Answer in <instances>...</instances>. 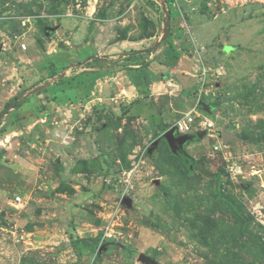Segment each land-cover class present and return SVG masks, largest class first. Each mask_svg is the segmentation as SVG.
Masks as SVG:
<instances>
[{
  "label": "rangeland",
  "instance_id": "rangeland-1",
  "mask_svg": "<svg viewBox=\"0 0 264 264\" xmlns=\"http://www.w3.org/2000/svg\"><path fill=\"white\" fill-rule=\"evenodd\" d=\"M0 46V264H264L263 6L0 0ZM194 108L202 169L149 155Z\"/></svg>",
  "mask_w": 264,
  "mask_h": 264
},
{
  "label": "built area",
  "instance_id": "built-area-1",
  "mask_svg": "<svg viewBox=\"0 0 264 264\" xmlns=\"http://www.w3.org/2000/svg\"><path fill=\"white\" fill-rule=\"evenodd\" d=\"M209 4L218 6L222 9H241L248 6H263L264 7V0H207ZM23 50H26V46L22 45ZM202 119L203 121L198 124L200 130H208L210 131L213 127V123L208 120L207 118H204L201 116V114L198 113L196 108H194L192 111L187 113L183 120L179 122L175 126V131L177 134L186 135L189 134L193 128L196 120ZM16 204H21L22 199L20 197H16L15 199Z\"/></svg>",
  "mask_w": 264,
  "mask_h": 264
},
{
  "label": "water",
  "instance_id": "water-1",
  "mask_svg": "<svg viewBox=\"0 0 264 264\" xmlns=\"http://www.w3.org/2000/svg\"><path fill=\"white\" fill-rule=\"evenodd\" d=\"M166 26H167V28L164 31V36L162 37L163 41H165L167 39V36H168V33H169V28H168V23L167 22H166ZM2 50H3V47L0 46V54H1ZM143 52L146 53V54H150L151 53V49L150 50H146V51H141V52H138V53H143ZM133 54H135V53H133ZM9 108L6 111H8ZM6 111H4L2 114H5ZM232 138H234L233 135L227 134L225 132L222 133V139H223L224 142H227L229 139H232ZM161 139H164L166 141V143H167L169 149L171 150V152L174 155L177 156L179 154L178 150L184 149V145L189 140L193 139V137L192 136H188V135L177 137L176 134H175V128H172L169 131H167L166 133H164L161 138L157 139L156 141H154L151 144L150 148L148 149V154L149 155H151V154H153V152H155V150L158 148V146L160 144ZM176 144L178 145V148H177L178 150L175 147ZM263 181H264V177H263ZM140 260H142V261L145 260L147 262H151L150 259L147 256L143 255V254L140 255Z\"/></svg>",
  "mask_w": 264,
  "mask_h": 264
},
{
  "label": "crops",
  "instance_id": "crops-1",
  "mask_svg": "<svg viewBox=\"0 0 264 264\" xmlns=\"http://www.w3.org/2000/svg\"><path fill=\"white\" fill-rule=\"evenodd\" d=\"M134 72L137 73V71H134ZM140 72L141 73L145 72L143 74L147 75V72L149 73V69H148L147 66H143L142 69H140ZM141 73H140V75H142ZM189 81H191V80H189ZM147 82H149V81H147ZM152 86H153V88H151ZM148 87H150L151 90H153L151 94H154V91H155L154 89H155L156 86L155 85L149 86V83H148ZM135 91L138 92V90L134 89L133 87L120 88V89H118L117 97L118 98H122V100H126L127 99L128 101H130L131 99H133V97H136L134 95ZM15 206H18V205H15Z\"/></svg>",
  "mask_w": 264,
  "mask_h": 264
},
{
  "label": "trees",
  "instance_id": "trees-1",
  "mask_svg": "<svg viewBox=\"0 0 264 264\" xmlns=\"http://www.w3.org/2000/svg\"><path fill=\"white\" fill-rule=\"evenodd\" d=\"M11 105H12V102H11V101L8 102V103L6 104V107H5L4 111L7 110ZM4 111H3V112H4ZM175 156H176V155H175ZM176 157H177V156H176ZM177 158L180 160V162H181L182 164H184V165H186V166L190 165V166H193V167H195V168H197V169H202L201 162H196L195 160H193L192 158H190V157H188V156H186L185 158H179V157H177Z\"/></svg>",
  "mask_w": 264,
  "mask_h": 264
},
{
  "label": "flooded vegetation",
  "instance_id": "flooded-vegetation-1",
  "mask_svg": "<svg viewBox=\"0 0 264 264\" xmlns=\"http://www.w3.org/2000/svg\"><path fill=\"white\" fill-rule=\"evenodd\" d=\"M164 140V139H163ZM165 141V140H164ZM166 142V141H165ZM176 149L178 148V145L176 144L175 145ZM178 150V149H177ZM179 154L177 155V157L179 158H185L186 157V154L184 152V149H181V150H178Z\"/></svg>",
  "mask_w": 264,
  "mask_h": 264
}]
</instances>
